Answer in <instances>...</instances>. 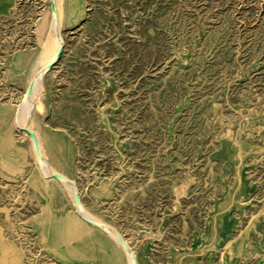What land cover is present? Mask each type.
Segmentation results:
<instances>
[{
  "label": "rangeland",
  "instance_id": "374dc122",
  "mask_svg": "<svg viewBox=\"0 0 264 264\" xmlns=\"http://www.w3.org/2000/svg\"><path fill=\"white\" fill-rule=\"evenodd\" d=\"M61 8L33 127L84 207L138 264H264V0ZM50 18L51 0H0V264H128L17 127Z\"/></svg>",
  "mask_w": 264,
  "mask_h": 264
},
{
  "label": "bare ground",
  "instance_id": "6f19581e",
  "mask_svg": "<svg viewBox=\"0 0 264 264\" xmlns=\"http://www.w3.org/2000/svg\"><path fill=\"white\" fill-rule=\"evenodd\" d=\"M54 2L56 6L57 15L53 12L51 7V18H50V34L48 35L47 44L45 50L40 54V56L35 61L31 74L28 78V84L24 93V97L22 103L20 104L19 111L17 112L16 116V123L18 129L30 138L31 148L33 151V155L35 157L36 163L40 168L43 176L47 179L57 180L63 188L68 193L69 197L74 203V213L75 215L80 218L81 220L87 219L92 222H96L97 224L101 225L105 228H98L88 222L89 225L98 228L102 232L106 233L118 246V248L128 257V264H138L136 252L132 248L128 238L124 236V234L116 229L114 226L104 223L100 218L90 213L84 205L80 204V206L76 205L75 196L79 195L78 185L75 181H73L67 174L64 172L66 170V161L55 158L51 151L45 146L43 138L40 132L33 127L34 124V115L36 112V97L42 85V78L48 72V66L54 64L56 62V55L58 54L59 50L62 48L64 44V39L62 36V8H61V0H51ZM31 90V92H30ZM28 131L33 132L38 140L39 148H36L34 139L30 136ZM38 153L40 157L38 156ZM60 175L67 179L68 182H64L62 180H58L54 177V175ZM76 185V188H74ZM80 197V195H79ZM81 200V199H80ZM14 223V222H13ZM112 230H117L121 233L122 237L124 238L125 242L128 245V248H124L120 237L115 234ZM15 248L13 252L16 256H25V247L23 244V240L14 241ZM27 264H32V260L30 259L27 261Z\"/></svg>",
  "mask_w": 264,
  "mask_h": 264
},
{
  "label": "water",
  "instance_id": "95a60500",
  "mask_svg": "<svg viewBox=\"0 0 264 264\" xmlns=\"http://www.w3.org/2000/svg\"><path fill=\"white\" fill-rule=\"evenodd\" d=\"M51 7H52L53 12L57 15L56 6H55L54 2H52ZM63 52H64V44L62 45V48L59 50L58 54L56 55V62L54 64L48 66V68H47L48 71L52 70L54 68V66L56 65V63L60 61V59H61V57L63 55ZM30 92H31V90H30ZM28 133L34 139L36 148L38 149L39 148V144H38V140H37L36 135L33 132H30V131H28ZM38 156L40 157L39 153H38ZM54 177L57 178L58 180H62L64 182H68L66 178H64V177H62V176H60L58 174L54 175ZM74 188H76V185H74ZM75 201H76V205L80 206L81 200H80V197H79L78 194L75 196ZM83 220H85L86 222H88V223H90V224H92V225H94V226H96L98 228L108 229L107 227H102L101 225L97 224L96 222H92V221H89L87 219H83ZM112 231L120 237V240H121L124 248H128V245L125 242L124 238L122 237L121 233L119 231H117V230H112Z\"/></svg>",
  "mask_w": 264,
  "mask_h": 264
}]
</instances>
